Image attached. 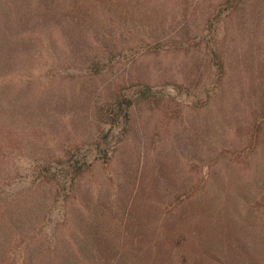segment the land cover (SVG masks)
<instances>
[{
    "label": "rangeland",
    "instance_id": "374dc122",
    "mask_svg": "<svg viewBox=\"0 0 264 264\" xmlns=\"http://www.w3.org/2000/svg\"><path fill=\"white\" fill-rule=\"evenodd\" d=\"M0 264H264V0H0Z\"/></svg>",
    "mask_w": 264,
    "mask_h": 264
}]
</instances>
